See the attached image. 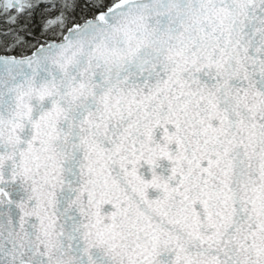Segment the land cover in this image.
Wrapping results in <instances>:
<instances>
[{
	"label": "snow or ice",
	"instance_id": "6c2138e0",
	"mask_svg": "<svg viewBox=\"0 0 264 264\" xmlns=\"http://www.w3.org/2000/svg\"><path fill=\"white\" fill-rule=\"evenodd\" d=\"M0 264H264V0H0Z\"/></svg>",
	"mask_w": 264,
	"mask_h": 264
}]
</instances>
